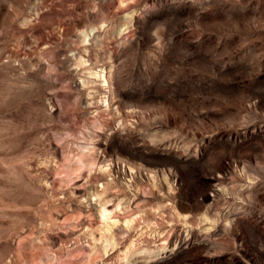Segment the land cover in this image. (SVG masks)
Listing matches in <instances>:
<instances>
[{
    "label": "rangeland",
    "instance_id": "374dc122",
    "mask_svg": "<svg viewBox=\"0 0 264 264\" xmlns=\"http://www.w3.org/2000/svg\"><path fill=\"white\" fill-rule=\"evenodd\" d=\"M0 264H264V0H0Z\"/></svg>",
    "mask_w": 264,
    "mask_h": 264
},
{
    "label": "bare ground",
    "instance_id": "6f19581e",
    "mask_svg": "<svg viewBox=\"0 0 264 264\" xmlns=\"http://www.w3.org/2000/svg\"><path fill=\"white\" fill-rule=\"evenodd\" d=\"M86 35V34H85ZM105 78V75H102ZM106 79V78H105ZM107 80V79H106ZM106 214L105 212H103V215ZM105 217V216H104Z\"/></svg>",
    "mask_w": 264,
    "mask_h": 264
}]
</instances>
